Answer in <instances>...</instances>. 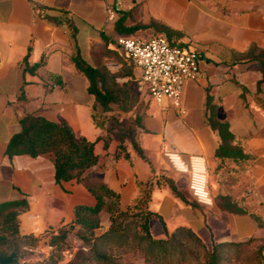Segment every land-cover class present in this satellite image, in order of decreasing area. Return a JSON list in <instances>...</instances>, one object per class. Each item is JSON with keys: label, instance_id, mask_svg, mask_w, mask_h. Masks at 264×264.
<instances>
[{"label": "crops", "instance_id": "crops-1", "mask_svg": "<svg viewBox=\"0 0 264 264\" xmlns=\"http://www.w3.org/2000/svg\"><path fill=\"white\" fill-rule=\"evenodd\" d=\"M115 1L0 0V201L27 199L17 214L19 231L36 235L79 228L74 205L96 200L76 178L56 182L48 154L9 156L5 152L10 135L20 128L18 115L33 111L65 120L76 135L95 139L98 160L90 167V176L118 193L119 209L147 193L146 206L157 213L150 221L155 236L165 234L164 225L168 231L187 226L206 245L264 236V82L258 87L262 73L257 61L244 59L243 54L251 44L264 48V0H121L116 16L109 19L106 5ZM118 17L125 25L144 24L130 34L163 33L175 43L190 44L199 55V74L182 86L184 111L169 99L158 102L141 92L140 68L133 63L131 75L116 77L134 79L140 95L149 99L134 129L146 157L128 138L130 157H115L118 131L107 130V121L94 122L92 113L101 111V106L88 90L87 76L72 59L78 51L99 65L109 49L126 58L113 38L119 33L115 30ZM103 35L111 40L107 43ZM26 53L28 63L43 59L34 71L23 69ZM21 85L26 97L19 99ZM207 89L217 104L218 118L228 121L247 158L215 155L219 136L205 121ZM102 113L109 115L111 109ZM164 146L185 159L191 153L206 157L211 204L185 202L172 191L167 179L178 187L185 179L189 188L188 174L171 166L162 153ZM221 195L242 210L227 207ZM108 224L109 213L101 210L100 227Z\"/></svg>", "mask_w": 264, "mask_h": 264}, {"label": "trees", "instance_id": "trees-1", "mask_svg": "<svg viewBox=\"0 0 264 264\" xmlns=\"http://www.w3.org/2000/svg\"><path fill=\"white\" fill-rule=\"evenodd\" d=\"M151 23H153L151 21ZM144 24L125 25L120 17L115 20V30L119 33H131L136 28ZM168 30V29H167ZM74 35V32H73ZM108 43L111 37L103 35ZM246 58L255 59L262 73L257 85L264 82V48L251 44L243 53ZM27 55L23 57L24 71H34V69L43 62V59L28 63ZM72 59L77 69L84 73L88 78V90L95 96L96 101L101 106V111L93 112L92 116L97 125H104L109 120L110 115L103 114L102 111L111 109L112 102H118L122 105L123 96L120 92H125V88L117 89L116 77L123 74H132V61L126 67H120L118 71L109 69L105 64L93 65L87 61L81 54L76 51L72 54ZM126 84V83H123ZM24 88L21 85L19 99L25 98ZM142 113H135L134 122L139 124ZM20 124L19 130L12 133L8 139L5 152L11 156L16 153H29L33 156L39 154H48L53 160L55 166V180L61 182L76 178L83 182L89 191L95 196L94 204L77 203L74 205V221L81 224L84 230H89L93 237L91 254L94 258L102 263H111L113 259L109 252L103 246L106 242L112 239H118V244H126L130 239L129 234L132 225L138 228L133 229L131 238H135L138 244L143 248L144 254L148 257H160L168 251L182 250V237L188 235L198 241L200 244H205L200 236L191 228L180 225L175 229L168 231L164 225L165 234L155 236L151 230V218L157 215L156 212L150 210L146 206L147 193L141 195L137 201L128 205L126 209L118 207V193L112 189L107 183L102 180L94 179L89 181L86 179V174L90 171V167L98 160V156L94 151L95 139H89L86 136L76 135L71 126L65 121H55L46 118L45 116L33 111H26L18 115ZM205 121L210 127L215 130L219 136V142L215 150V155L219 158H230L233 160L245 159L248 153L243 147L235 141V136L229 127L226 120H221L217 116V104L212 100L208 89L205 93ZM109 130L110 126H106ZM128 138L133 148L142 157H146L142 147L134 137V129L127 125H120L118 129V146L115 152V157L123 155L127 158L130 154L126 148L125 140ZM108 139H104V146L107 147ZM172 191L185 202L195 204V200H190L185 191L180 189L172 179H167ZM227 207L235 210H242L235 203L227 200L226 195H221ZM27 205L25 197L6 199L0 201V215L7 221V225L13 232L19 231V223L17 214L19 209ZM132 208H136L135 213L137 219L128 221L126 216L129 215ZM106 210L109 213V225L98 234H94L93 229L100 225V212ZM164 224L162 217H159ZM68 232L67 228H59L57 233L50 231L51 240L58 237H65ZM21 233V232H20ZM47 233H49L47 231ZM22 235H25L21 233ZM83 235V233H81ZM30 235V234H27ZM26 236V235H25ZM252 238L263 239L260 247L264 246V236H251L244 240H224L212 243V249L208 252L207 258L203 264H224L225 247L238 245L243 241H248ZM49 244H52L49 242ZM264 254V250H263ZM18 256L15 250L9 252L0 251V264H15Z\"/></svg>", "mask_w": 264, "mask_h": 264}, {"label": "rangeland", "instance_id": "rangeland-1", "mask_svg": "<svg viewBox=\"0 0 264 264\" xmlns=\"http://www.w3.org/2000/svg\"><path fill=\"white\" fill-rule=\"evenodd\" d=\"M109 50L108 57L103 60V64L113 71L119 70L117 64L121 63V67L129 65V61L123 55L115 50ZM116 80L118 83L117 89L121 88L122 90L125 88L127 93L120 92L123 96L122 105H119L118 102H113L111 105L108 124L114 133L118 131L120 125H127L135 129V113L137 111L141 113L149 101V99L140 95L134 79L128 78L124 80L118 77ZM85 177L89 181L94 180L90 176V172ZM179 187L187 193L188 197L194 200L185 179H182ZM131 211L126 216L128 221L137 219V216L132 214L135 213L136 208H132ZM100 226L93 229L94 234H98L106 228ZM135 228L137 229L138 226L132 225L129 234L130 239L126 244L119 245L118 239L106 242L103 248L109 252L113 259V262L106 264H203L208 252L212 249V244H200L195 239L186 235L180 240L183 248L179 252L168 251L159 258L147 257L137 240L131 238L132 231ZM25 235H22L20 232H13L7 225V221L0 215V251L9 252L15 250L18 256L15 264H105L92 256L91 246L93 237L90 231L84 230L82 226L76 229H68L64 238L58 237L53 240H51L52 237L47 231L36 235ZM49 242L52 243V248L48 247ZM262 243L263 239L252 238L238 245L225 247L223 263L264 264V246L260 247ZM65 248H69V252H66Z\"/></svg>", "mask_w": 264, "mask_h": 264}, {"label": "built area", "instance_id": "built-area-1", "mask_svg": "<svg viewBox=\"0 0 264 264\" xmlns=\"http://www.w3.org/2000/svg\"><path fill=\"white\" fill-rule=\"evenodd\" d=\"M121 0L106 5L109 19H113ZM114 41L132 63L140 68L137 87L154 100L170 102L184 111L181 105V90L186 79L199 74V55L188 43H175L166 34L157 33L141 37L130 33H116ZM163 155L171 166L188 174V183L193 198L202 204H211L213 196L209 186V172L206 157L191 153L185 159L179 151L164 146ZM52 248V244H48ZM69 252V248L64 249Z\"/></svg>", "mask_w": 264, "mask_h": 264}]
</instances>
